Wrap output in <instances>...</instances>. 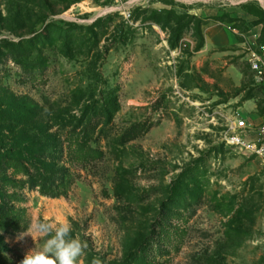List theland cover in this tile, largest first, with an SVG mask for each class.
I'll use <instances>...</instances> for the list:
<instances>
[{"label":"rangeland","instance_id":"374dc122","mask_svg":"<svg viewBox=\"0 0 264 264\" xmlns=\"http://www.w3.org/2000/svg\"><path fill=\"white\" fill-rule=\"evenodd\" d=\"M114 7L0 0V264L37 222L76 264H264V165L223 141L264 102V0Z\"/></svg>","mask_w":264,"mask_h":264},{"label":"built area","instance_id":"2783aa9c","mask_svg":"<svg viewBox=\"0 0 264 264\" xmlns=\"http://www.w3.org/2000/svg\"><path fill=\"white\" fill-rule=\"evenodd\" d=\"M147 2L148 0H113V5L121 15L129 17L130 10L145 7ZM251 70L257 82L264 85V64L260 59L252 60ZM223 141L226 146L240 148L264 165V125L254 128L235 114L224 132Z\"/></svg>","mask_w":264,"mask_h":264},{"label":"clouds","instance_id":"9594fccd","mask_svg":"<svg viewBox=\"0 0 264 264\" xmlns=\"http://www.w3.org/2000/svg\"><path fill=\"white\" fill-rule=\"evenodd\" d=\"M33 227L36 232L49 238L45 240L42 251L26 254L21 264H76L83 244L79 239L70 237V224L54 227L47 222H37Z\"/></svg>","mask_w":264,"mask_h":264},{"label":"crops","instance_id":"0c3cea01","mask_svg":"<svg viewBox=\"0 0 264 264\" xmlns=\"http://www.w3.org/2000/svg\"><path fill=\"white\" fill-rule=\"evenodd\" d=\"M207 38V34L204 32L206 45ZM236 114L243 118L247 124L257 128L264 125V102L263 100L258 101L256 97L251 95L250 97L244 99L241 104L236 107Z\"/></svg>","mask_w":264,"mask_h":264},{"label":"trees","instance_id":"16d2710c","mask_svg":"<svg viewBox=\"0 0 264 264\" xmlns=\"http://www.w3.org/2000/svg\"><path fill=\"white\" fill-rule=\"evenodd\" d=\"M41 192H42L43 194H47V195H49V193H48L47 191H45V190H41Z\"/></svg>","mask_w":264,"mask_h":264}]
</instances>
